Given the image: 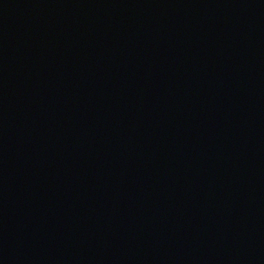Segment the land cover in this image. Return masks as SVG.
<instances>
[{
	"label": "water",
	"instance_id": "95a60500",
	"mask_svg": "<svg viewBox=\"0 0 264 264\" xmlns=\"http://www.w3.org/2000/svg\"><path fill=\"white\" fill-rule=\"evenodd\" d=\"M0 264H264V0H0Z\"/></svg>",
	"mask_w": 264,
	"mask_h": 264
}]
</instances>
